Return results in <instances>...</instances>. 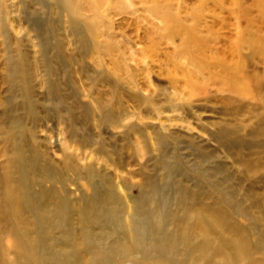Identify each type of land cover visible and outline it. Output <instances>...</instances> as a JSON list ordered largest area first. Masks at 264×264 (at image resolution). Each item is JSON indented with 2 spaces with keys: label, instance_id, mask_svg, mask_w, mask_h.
Listing matches in <instances>:
<instances>
[{
  "label": "rangeland",
  "instance_id": "obj_1",
  "mask_svg": "<svg viewBox=\"0 0 264 264\" xmlns=\"http://www.w3.org/2000/svg\"><path fill=\"white\" fill-rule=\"evenodd\" d=\"M195 206L264 219V0H0V264H153Z\"/></svg>",
  "mask_w": 264,
  "mask_h": 264
},
{
  "label": "bare ground",
  "instance_id": "obj_2",
  "mask_svg": "<svg viewBox=\"0 0 264 264\" xmlns=\"http://www.w3.org/2000/svg\"><path fill=\"white\" fill-rule=\"evenodd\" d=\"M184 213L183 221L177 222L175 230L170 234L164 233L156 243L155 249L158 257H155L153 264H187L188 260H185V256L189 257L191 252L198 251L204 254L217 248L224 250L223 255L218 257L223 259L225 264H233L236 253L244 258L251 254V250L254 249L252 237L258 238L256 247L262 245L261 248L255 250L264 252V236L259 234L264 230H255L256 226L264 224V219H253L250 222L251 230H240L239 236L235 238L232 236L235 224L222 210L195 206L192 209H184ZM219 231H224L226 238L219 237ZM231 237L234 239L233 242L229 240ZM87 264H92V262Z\"/></svg>",
  "mask_w": 264,
  "mask_h": 264
}]
</instances>
